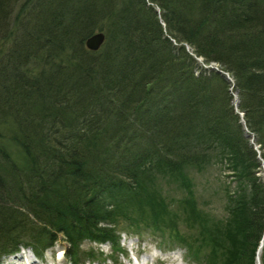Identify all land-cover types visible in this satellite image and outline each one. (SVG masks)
<instances>
[{
	"label": "trees",
	"instance_id": "obj_1",
	"mask_svg": "<svg viewBox=\"0 0 264 264\" xmlns=\"http://www.w3.org/2000/svg\"><path fill=\"white\" fill-rule=\"evenodd\" d=\"M96 32L105 39L89 50ZM6 38L0 256L54 245L62 231L76 264L79 239L114 242L116 216L152 171L214 154L245 187L234 264H254L264 239V0H0Z\"/></svg>",
	"mask_w": 264,
	"mask_h": 264
},
{
	"label": "rangeland",
	"instance_id": "obj_2",
	"mask_svg": "<svg viewBox=\"0 0 264 264\" xmlns=\"http://www.w3.org/2000/svg\"><path fill=\"white\" fill-rule=\"evenodd\" d=\"M7 42L0 39V53ZM229 89L237 110V93ZM250 142L258 150L252 135ZM207 159L185 165L178 173L165 168L152 171L133 193V204L129 202L116 216L114 242L79 239L76 264H132L134 259H146L145 264H234L243 233L237 200L245 187L214 154ZM256 174L264 180L262 161ZM57 237L46 248L28 246L0 256V264L15 256L22 264H69L70 244L62 231ZM263 244L256 250L254 264H261Z\"/></svg>",
	"mask_w": 264,
	"mask_h": 264
},
{
	"label": "water",
	"instance_id": "obj_3",
	"mask_svg": "<svg viewBox=\"0 0 264 264\" xmlns=\"http://www.w3.org/2000/svg\"><path fill=\"white\" fill-rule=\"evenodd\" d=\"M104 39H105V34L103 32H96V33L92 34L91 36H89L85 40V46L87 49L95 51V50L99 49V47L102 45ZM222 73H224V72H222ZM224 74L228 77V75L226 73H224ZM228 79H229V77H228ZM22 248H24V247L21 246L19 249H22ZM16 252L17 251H15L13 253H16Z\"/></svg>",
	"mask_w": 264,
	"mask_h": 264
},
{
	"label": "bare ground",
	"instance_id": "obj_4",
	"mask_svg": "<svg viewBox=\"0 0 264 264\" xmlns=\"http://www.w3.org/2000/svg\"><path fill=\"white\" fill-rule=\"evenodd\" d=\"M20 252V251H19ZM63 255L65 256V253H63V254H61L60 256H62L63 257ZM69 258V257H68ZM144 260H146V259H144ZM144 260H142L141 262H140V260H137L136 259V261H138V264H145V261ZM13 261H15V263H13ZM67 261H69V260H67ZM23 262H22V259H21V257L19 256V257H17V256H15L14 258H9L8 259V261L6 262V264H22ZM33 264H35V263H33ZM135 264H136V262H135Z\"/></svg>",
	"mask_w": 264,
	"mask_h": 264
}]
</instances>
